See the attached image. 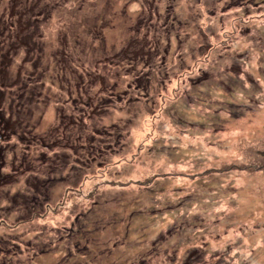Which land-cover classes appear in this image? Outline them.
I'll return each instance as SVG.
<instances>
[{"label":"rangeland","instance_id":"374dc122","mask_svg":"<svg viewBox=\"0 0 264 264\" xmlns=\"http://www.w3.org/2000/svg\"><path fill=\"white\" fill-rule=\"evenodd\" d=\"M0 73V264H264V0H0Z\"/></svg>","mask_w":264,"mask_h":264},{"label":"trees","instance_id":"16d2710c","mask_svg":"<svg viewBox=\"0 0 264 264\" xmlns=\"http://www.w3.org/2000/svg\"><path fill=\"white\" fill-rule=\"evenodd\" d=\"M27 10V9H26ZM22 14V12H19V14ZM17 24H20L19 23V21H17L16 22ZM16 36L18 37V39L20 40L19 42L22 44V45H24V46H29L28 44H29V41H22L24 38H22L20 35H18V34H16ZM9 47H12V44L9 46ZM27 49H29V50H27V53H29V52H31L32 51V47H30V48H27ZM0 77H1V73H0ZM4 83V82H3ZM2 88H4L5 89V87H2ZM32 92H33V90H31ZM26 92H27V90H26ZM2 99H6L5 98V95L3 96V98ZM9 99V98H8ZM14 120H18V119H14ZM18 125H19V123H18ZM17 125V126H18ZM17 126H16V128H17ZM13 128V127H12ZM9 132L10 133H13V134H15V132H14V130L15 129H10L9 128ZM67 138L69 139L70 138V136L68 135L67 136ZM67 143L66 144H64V146H66V147H68V148H71V149H73V143H72V141H70V140H68V141H66ZM82 180H83V175H82V177H80L79 179H78V181H76V183H75V185H78L80 182H82ZM32 213L30 212V211H28V215H26L27 216V218L28 219H31V217H32ZM18 226V225H17ZM86 227H84L82 224H80V227H79V232H75L76 231V229H73V233H74V235L75 236H78V235H80L81 233H82V231H84V229H85ZM88 229V228H87ZM37 240V239H36ZM36 240H31V242H30V245L31 246H33L32 247V249H33V251H34V254L33 255H31V257H30V261H31V263H32V261L33 260H35V258L37 257V255H39L41 252H43L44 250H40V252H38V249H37V247L34 245V243L36 242ZM65 242H66V245L68 246V248H71L73 245L75 246V247H77V248H80V246H81V240H79L78 242H76L75 244L73 243V242H71V241H67V240H65ZM37 245V244H36ZM30 246V247H31ZM67 246H66V249H67ZM28 263V262H27Z\"/></svg>","mask_w":264,"mask_h":264},{"label":"flooded vegetation","instance_id":"af4514ba","mask_svg":"<svg viewBox=\"0 0 264 264\" xmlns=\"http://www.w3.org/2000/svg\"><path fill=\"white\" fill-rule=\"evenodd\" d=\"M1 98V96H0ZM1 100V99H0ZM0 117H2L3 119L2 120V124H1V121H0V134H2L1 132H7L10 128V125L8 124L7 126H4L3 125V121L5 120V116L4 115H1ZM3 159V152L1 151V147H0V161ZM2 176H3V173H2V167L0 165V184L3 182L2 181ZM6 264V263H5Z\"/></svg>","mask_w":264,"mask_h":264},{"label":"clouds","instance_id":"9594fccd","mask_svg":"<svg viewBox=\"0 0 264 264\" xmlns=\"http://www.w3.org/2000/svg\"><path fill=\"white\" fill-rule=\"evenodd\" d=\"M5 116V115H4ZM1 119H3L2 117H1ZM2 136V134H0V137Z\"/></svg>","mask_w":264,"mask_h":264}]
</instances>
